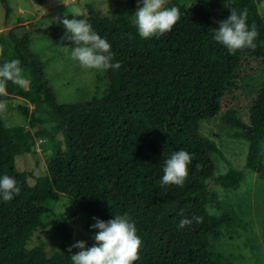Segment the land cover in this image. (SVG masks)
I'll list each match as a JSON object with an SVG mask.
<instances>
[{"label": "trees", "instance_id": "trees-1", "mask_svg": "<svg viewBox=\"0 0 264 264\" xmlns=\"http://www.w3.org/2000/svg\"><path fill=\"white\" fill-rule=\"evenodd\" d=\"M32 1L40 5L49 0ZM263 1L233 0L231 6L247 9V23H255L259 32L255 50L235 54L212 38L218 21L230 15L224 7L229 0H195L189 5L167 0L165 6H177L181 19L170 32L148 39L139 36L130 18L136 0L109 14L87 4V13L77 18L86 19L107 39L112 62L121 67L107 69L101 97L77 103L57 102L43 60L29 47L28 32L0 31V64L18 58L26 80L23 86L9 81L0 100L20 96L26 88L35 101L33 108L15 106L27 125L7 126L0 118V177H14L21 189L11 201L0 198V264H72L70 255L78 250L68 248L76 214L55 210L60 194L68 195L78 210L104 221L127 212L144 241L135 264H234L215 245L219 238L230 237L233 217L229 211L208 214V205L222 209L208 182L237 189L244 173L233 167L215 173L211 155L223 154L216 141L200 131V123L236 96L247 74L246 61L264 64V18L258 10ZM53 30L52 25L35 31L53 36ZM222 118L234 128L232 136L247 142L244 167L264 179V84L247 120L233 108ZM36 138L47 141L42 143L46 172L30 184V172L18 170L15 158L34 151ZM180 149L193 154L188 178L183 187L162 188L164 162ZM48 216L53 217L51 253L42 237ZM193 216L203 217V222L193 220L178 228L181 219ZM261 233L264 237V216Z\"/></svg>", "mask_w": 264, "mask_h": 264}, {"label": "rangeland", "instance_id": "rangeland-1", "mask_svg": "<svg viewBox=\"0 0 264 264\" xmlns=\"http://www.w3.org/2000/svg\"><path fill=\"white\" fill-rule=\"evenodd\" d=\"M127 0H49L43 4H36L32 0H7V8L0 2V31L7 32L12 28L21 35L28 32L31 41V51L41 57L44 63V73L52 87L58 103H77L101 97L107 87V70L85 69L79 63L66 54L64 48L71 50L72 42L62 40L66 29L62 23L54 18L72 19L73 11L80 14L87 13V4H91L102 13L109 14L111 10L120 8ZM185 5L194 3L195 0H180ZM136 5L130 14L134 21ZM259 13L264 18V1L258 6ZM78 19V18H77ZM53 36L36 34V28H51ZM247 74L240 82V88L234 98H228V104L224 105L217 115L201 121L200 131L213 138L222 151L223 156L213 153L211 160L215 167V173H223L233 167L242 170L244 178L237 189L223 188L214 182H208L209 189L214 191L222 209L208 205L207 207L221 211H229L232 221V233L230 237L219 238L215 245L224 254L231 258L234 264H264V237L261 233V225L264 216V179L257 173L244 167L247 142L244 138L232 136L233 127L223 120V114L227 108H233L244 120H247L249 108L261 86L264 84V64L258 60L249 59ZM17 104L35 106L33 96L23 90L20 96L7 101V109L0 112V118L7 126L27 125V119L16 109ZM46 124L45 126H48ZM41 127L37 125L36 128ZM33 128L32 130H34ZM42 143L46 139L36 138L33 150L30 153L17 155L15 158L18 170L30 172L27 180L30 184L35 182L37 176L46 172L45 155L42 152ZM261 162L264 165V141L260 145ZM55 210L68 214L74 212L75 220L71 225V240H83L86 247L94 242V234L97 229L90 228L96 221L86 211L78 210L73 200L64 194L55 198ZM217 215V214H215ZM52 216L44 219V233L42 237L46 241L49 253L52 252L54 236L51 220ZM36 238H34V243ZM77 249V248H76ZM79 251V249H77Z\"/></svg>", "mask_w": 264, "mask_h": 264}, {"label": "clouds", "instance_id": "clouds-1", "mask_svg": "<svg viewBox=\"0 0 264 264\" xmlns=\"http://www.w3.org/2000/svg\"><path fill=\"white\" fill-rule=\"evenodd\" d=\"M138 6L134 13V26L139 36L143 39L159 37L170 32L181 19V11L177 6L166 7L167 0H137ZM233 0L224 7L230 10V15L218 21L219 27L213 29V40L224 46L229 54H235L237 50L256 48V39L259 35L257 26L247 23V9L237 11L232 7ZM73 18H54L56 22L62 23L66 29L62 40L72 42V47H66L64 51L70 58L77 61L85 69L107 70L109 68L119 69L120 62H112L114 53L111 44L106 38H102L92 28L86 19H80L81 14L77 11L71 12ZM3 49L0 48V54ZM11 81L15 85L23 86L26 82L21 61L18 58L6 60L0 64V96L7 95V84ZM7 109V101L0 100V112ZM193 154L180 149L174 151L164 162L163 175L160 178V186L176 185L183 187L189 175V165L192 163ZM199 167V165H197ZM20 186L14 177L7 174L0 177V198L3 201H11L20 193ZM183 209L180 210L181 215ZM209 215L218 214L210 207L206 208ZM96 222L90 228L97 229L94 234V243L86 247L83 240L76 241L69 246L68 251L77 248L79 251L70 255L72 264H135L140 258V249L144 241L137 235L135 221L130 215H114L113 218L104 221L93 217ZM202 223L203 217L193 216L191 219L184 218L179 221L178 228L191 224Z\"/></svg>", "mask_w": 264, "mask_h": 264}, {"label": "water", "instance_id": "water-1", "mask_svg": "<svg viewBox=\"0 0 264 264\" xmlns=\"http://www.w3.org/2000/svg\"><path fill=\"white\" fill-rule=\"evenodd\" d=\"M4 8H5V9L7 8V4H4Z\"/></svg>", "mask_w": 264, "mask_h": 264}]
</instances>
